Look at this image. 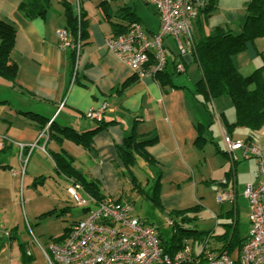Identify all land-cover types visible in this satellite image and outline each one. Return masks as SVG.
Returning a JSON list of instances; mask_svg holds the SVG:
<instances>
[{"label":"crops","instance_id":"1","mask_svg":"<svg viewBox=\"0 0 264 264\" xmlns=\"http://www.w3.org/2000/svg\"><path fill=\"white\" fill-rule=\"evenodd\" d=\"M21 1L0 0V19L16 30L9 57L17 66L13 81L0 77L1 149H6V154L13 150L18 153L17 143L33 144L38 140L42 130L26 114H36L57 126L86 132L98 126L85 117L87 110L106 103L108 109L103 118L106 126L94 133L91 147L84 149L70 141L57 144L49 140L45 148L49 147L50 152L65 151L73 158L76 169L97 181L106 196L114 199L125 171L117 147L131 132L143 140H155L146 151L155 161L150 169L151 178L159 180L162 208L172 211L197 205L201 185L207 186L205 193L211 189L216 196L221 191L232 190L235 201H228L233 208L229 211L232 212L229 224H233L237 237L247 238L250 222L246 236L241 237L237 213L241 200L247 202L249 212L243 190L249 184L258 183L257 163L241 151H227L224 143L221 148L213 135L221 141L224 135L245 140L248 130L235 127L228 133L227 126L236 117L225 95L206 105L202 103V97L196 92L201 72L193 59L179 55L174 40L166 38L163 44L167 62L162 73L170 75V82L161 85L156 78H139L106 47L112 31L104 9L107 7L115 13L117 7H112V0H71L75 11L81 12L88 23L83 39L78 37L82 49L73 80L72 52L61 49L56 36V30L66 26L64 7L59 0H50L43 17L27 20L18 10ZM249 1L209 0L212 13L195 19L193 38L196 40L217 27L239 33ZM154 14L156 29H145L150 35L159 28L155 8ZM68 39L75 40L69 31ZM179 63L184 65L185 72H175ZM233 64L243 76L260 68L264 64V38L247 44L244 52L233 57ZM44 140L41 138L38 145ZM253 142L264 149V128ZM71 145L75 147L70 148L73 151L69 149ZM2 161L10 164L9 159L2 158ZM12 174L18 175V171L13 170Z\"/></svg>","mask_w":264,"mask_h":264},{"label":"built area","instance_id":"2","mask_svg":"<svg viewBox=\"0 0 264 264\" xmlns=\"http://www.w3.org/2000/svg\"><path fill=\"white\" fill-rule=\"evenodd\" d=\"M135 1L137 0H122V3L126 6ZM140 1L156 8L159 18L157 32L150 35L140 23L134 22L126 33L109 35L106 47L139 78H154L166 66L167 56L163 44L166 38L174 40L179 55L192 57L193 22L206 5V0ZM56 36L59 47L72 52L74 80L82 49L81 41H70L65 28L56 30ZM175 72H184L182 63L175 66ZM107 109V104L103 103L87 110L85 117L99 124L103 122ZM51 122L47 123L35 143L16 144L19 158H28L43 137L45 140L41 149L44 150ZM223 143L229 152L241 151L245 157L254 158L258 168V183L249 184L243 190L249 204L251 229L237 257L225 251L214 253L206 246L194 254L190 245H184L173 256H169L159 245L155 227L141 222L133 214V205L112 199L94 204L91 197H83L79 185L70 181L67 193L75 206L83 210V217L70 225L61 241L51 242L48 252L43 251L47 264H264V149L255 142L234 140L229 135H224ZM222 198L234 202L235 192L221 191L217 200L222 202ZM90 205L93 207H89ZM171 223L172 220L165 217L164 226L168 228ZM26 256H31L29 251Z\"/></svg>","mask_w":264,"mask_h":264},{"label":"trees","instance_id":"3","mask_svg":"<svg viewBox=\"0 0 264 264\" xmlns=\"http://www.w3.org/2000/svg\"><path fill=\"white\" fill-rule=\"evenodd\" d=\"M59 3L64 7L65 11V29L75 37L74 42L78 40V37L83 39L88 24L83 14L81 12L78 14L75 11L71 0H59ZM50 4V0H22L18 10L25 19L32 20L43 17ZM211 13V4H209V0H206V5L201 9L199 15H203L206 18ZM104 14L110 22L111 31L114 36L126 33L132 23H140L139 18L135 15L133 5L120 6L115 13L109 12L106 7ZM244 14L241 30L237 34H233L229 29L217 27L196 40L193 38L194 45L191 48V58L201 72V78L196 84V92L202 97V103L206 105L209 101L227 95L236 111L235 122L227 126L228 133L235 127H242L248 130V137L244 141L253 142L264 128V64L250 75L243 76L236 70L233 64V57L244 52L247 44H253L256 40L264 38V0H250L245 7ZM114 18L119 21L116 22ZM15 33L16 30L13 25L0 19V77L8 81L15 79L17 71V66L9 57ZM162 72L157 73L155 78L159 79L161 85H164L170 82V75L167 73L163 74ZM26 115L38 126L39 130H43L47 123H49V121L36 114ZM105 126L101 122L92 131L78 132L71 128L57 126L52 122L48 128V141L52 140L57 144H61L63 141H70L84 149H88L92 145L94 133ZM154 141L143 140L135 132H131L124 138L122 145L117 147L118 156L125 169L123 177L126 178L129 175L128 181L132 183V189L134 190H141L139 188L141 186L137 183V177L134 175V167H140V163L149 168L155 166L154 159L146 151V147ZM4 154H6V149L0 150V169L3 170L10 168L9 165H6L2 161ZM48 154L52 159L55 171L72 183L79 185L81 192L91 197L94 204L110 199L103 192L97 181L87 178L81 171L75 168L73 158L65 151H49ZM149 182L147 180L145 186L149 187ZM152 183V188L145 195L146 199L160 211L165 213L171 212L165 217L170 218L174 223V228L170 229L171 235L168 240L165 239L159 228H157L159 231V245L164 253L170 255L181 249L184 245H190L191 248H198L193 252L194 254L201 247L206 246L217 254L225 251L233 257L237 256L236 253H239L246 238L237 237L235 228H232L233 224H225L227 229L220 235H214L212 231L199 232L196 229L187 228L185 223L193 220L192 214L199 211L202 206L197 204L192 208L183 210L165 211L159 201V180L154 181L152 179ZM112 200L129 203V201L121 199ZM129 204L132 205V203ZM67 211L68 208L61 210L62 213ZM227 217L232 218V212H228ZM141 221L144 222L143 220ZM234 222H236L235 219ZM69 227L64 230L61 236L52 240V242L61 241L68 232ZM25 257V253H23L22 264H24L26 258H29Z\"/></svg>","mask_w":264,"mask_h":264},{"label":"rangeland","instance_id":"4","mask_svg":"<svg viewBox=\"0 0 264 264\" xmlns=\"http://www.w3.org/2000/svg\"><path fill=\"white\" fill-rule=\"evenodd\" d=\"M134 3H136L135 15L139 18L140 24L144 29L154 31L156 29L154 7L140 0ZM122 4V0L111 2L112 7L116 6L117 9ZM225 96L230 100L227 95ZM211 109L214 112L212 104ZM232 110L236 117L233 105ZM213 137L222 148L223 141L219 136L213 135ZM72 146H69V149L74 147ZM41 148L37 146L28 158L23 156L21 160H18L16 150L2 156L5 160L9 159L10 168L2 169L0 173V264H22V254L27 251L31 256L25 257L24 264H47L43 251L48 252L52 240L61 236L68 226L81 217L82 209L75 206L66 190L71 185L70 182L56 173L48 154L49 147L44 150ZM19 161L20 165H18ZM140 164V167H134L133 171L141 190L132 189L128 175L126 178L122 177V186L114 199L132 203L133 214L146 224L157 226L168 240L171 230L166 229L163 223L165 216L171 212L160 211L146 199L145 195L153 186L151 168ZM13 170H17L18 175L14 176ZM147 180L150 181L149 187L145 186ZM206 187L201 185L198 190V204L202 208L192 214L194 219L186 222L185 226L199 232L212 231L214 235H220L227 229L225 224L231 222L227 214L233 209L232 204L226 200L219 202L211 189L212 192L208 189L209 192L205 193ZM82 195L85 196L83 193ZM194 205H190L189 208ZM240 206L241 209L237 213L239 219L237 228L240 236L245 237L249 222L247 202L241 200ZM65 208H68V211L62 213L61 210Z\"/></svg>","mask_w":264,"mask_h":264},{"label":"bare ground","instance_id":"5","mask_svg":"<svg viewBox=\"0 0 264 264\" xmlns=\"http://www.w3.org/2000/svg\"><path fill=\"white\" fill-rule=\"evenodd\" d=\"M147 5H151V4H147ZM124 6H125V5H124ZM151 6H153V5H151ZM153 7H154V6H153ZM154 8H155V7H154ZM155 9H156V8H155ZM156 12H157V10H156ZM114 20H115L116 22L119 21L118 19H115V18H114ZM183 67H184V65H183ZM184 72H185V69H184ZM154 78H155V77H154ZM38 142H39V141H38ZM38 142H37V146H41V147H42V146L44 145L43 142H42L41 145H38ZM47 142H48V141H47ZM47 142H46V143H47ZM1 147H2V144H1ZM1 147H0V150H2ZM44 149H46L45 146H44ZM18 156H19V155H18ZM19 159L21 160L22 158H19ZM224 183H226V182L224 181ZM110 199H111V198H110ZM166 218H168V217H166ZM169 219H170V218H169ZM140 221H141V220H140ZM141 222H142V221H141ZM249 222H250V221H249ZM143 223H144V222H143ZM163 224H164V223H163ZM151 226L155 227L156 231H157L158 234H159V231L157 230L158 227L155 226V225H151ZM173 226H174V223L172 222L171 225H170L168 228H166V229H173V228H174ZM250 229H251V224H250ZM249 232H250V231H249ZM248 235H249V234H248ZM247 237H248V236H247ZM246 239H247V238H246ZM246 239H245V240H246ZM243 243H244V242H243ZM190 247H191V246H190ZM197 249H198V248L194 249V247H192V251H193V252H195ZM175 253H176V252H175ZM175 253L170 254L169 256H173ZM25 256H26V252H25ZM26 257H27V256H26ZM235 257H237V256H235Z\"/></svg>","mask_w":264,"mask_h":264}]
</instances>
